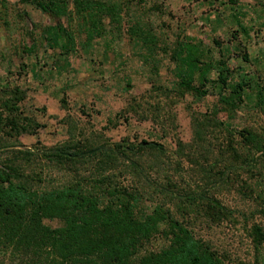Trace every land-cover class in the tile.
<instances>
[{
	"label": "rangeland",
	"instance_id": "obj_1",
	"mask_svg": "<svg viewBox=\"0 0 264 264\" xmlns=\"http://www.w3.org/2000/svg\"><path fill=\"white\" fill-rule=\"evenodd\" d=\"M65 1L57 16L28 0H0V96L20 87V115L33 120L9 140L30 150L86 138L132 145L139 172L127 159L109 172L142 192L140 212L165 203L225 263L264 264L253 230L264 227V169L242 162V133L256 136L248 145L263 144L264 0ZM186 56L211 64L206 80L187 75ZM151 141L163 151L138 148ZM44 171L48 185L70 177ZM189 193L196 200L176 196ZM167 244L159 233L140 254ZM22 255L0 252V264L50 262Z\"/></svg>",
	"mask_w": 264,
	"mask_h": 264
},
{
	"label": "trees",
	"instance_id": "obj_2",
	"mask_svg": "<svg viewBox=\"0 0 264 264\" xmlns=\"http://www.w3.org/2000/svg\"><path fill=\"white\" fill-rule=\"evenodd\" d=\"M28 1L53 15L67 13L65 0ZM80 3L86 8L97 1ZM58 29L67 33L61 25ZM186 57L187 75L197 71L206 80L211 64L202 68L199 58ZM183 83L191 86L189 80ZM4 93L0 96V252L16 257L24 254L23 262L30 256L42 261L47 255L49 264H227L165 203L156 204L150 212H140L142 192L119 185L116 174L109 172L123 159L138 171L141 163L131 158L134 146L104 141L96 144L86 138L44 149L21 148L9 139L31 131L33 120L20 115L18 102L24 98L20 87ZM242 137L248 142L242 158L245 169H264V136L260 148L248 145L256 138L252 131H245ZM138 148L163 151L155 141L142 142ZM51 166L70 177L61 184L48 185L44 170ZM168 186L161 191L169 190ZM176 196L196 200L191 193ZM210 203L225 215L231 214L221 202ZM44 217H57L62 224L49 227L43 223ZM253 230L261 244L264 227L255 224ZM159 233L168 244L140 254L145 242Z\"/></svg>",
	"mask_w": 264,
	"mask_h": 264
},
{
	"label": "water",
	"instance_id": "obj_3",
	"mask_svg": "<svg viewBox=\"0 0 264 264\" xmlns=\"http://www.w3.org/2000/svg\"><path fill=\"white\" fill-rule=\"evenodd\" d=\"M89 151L91 152V151H93V149L92 150H89Z\"/></svg>",
	"mask_w": 264,
	"mask_h": 264
}]
</instances>
